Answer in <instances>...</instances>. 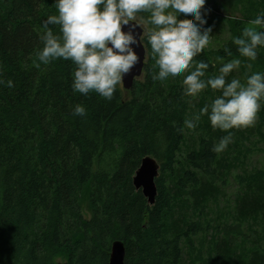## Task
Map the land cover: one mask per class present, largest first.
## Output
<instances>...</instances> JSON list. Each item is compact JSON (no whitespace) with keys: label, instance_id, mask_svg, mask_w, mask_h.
<instances>
[{"label":"trees","instance_id":"trees-1","mask_svg":"<svg viewBox=\"0 0 264 264\" xmlns=\"http://www.w3.org/2000/svg\"><path fill=\"white\" fill-rule=\"evenodd\" d=\"M231 2L242 17L210 10L207 3L221 10L217 0L202 9L207 24L214 16L232 32L193 58L209 65L205 80L224 63L249 60L233 37L264 13V0ZM56 14L55 0H0V264H111L116 240L125 243L124 264H264V166L246 165L251 129L213 128L200 112L221 91L187 96V72L154 80L159 68L146 36L143 74L131 89L121 82L110 100L74 91V62L37 58L43 23ZM49 28L61 35L58 25ZM249 62L264 72V47ZM233 78L234 71L226 83ZM260 104L263 125L264 98ZM77 105L84 115L74 113ZM229 133L227 148L215 152ZM148 155L160 163L154 204L133 182ZM232 175L230 219L222 196Z\"/></svg>","mask_w":264,"mask_h":264},{"label":"clouds","instance_id":"clouds-1","mask_svg":"<svg viewBox=\"0 0 264 264\" xmlns=\"http://www.w3.org/2000/svg\"><path fill=\"white\" fill-rule=\"evenodd\" d=\"M205 4L206 0H55L58 14L49 15L43 23L44 46L37 52V58L44 64L58 58L71 60L76 65L73 90L81 94L95 91L110 100L124 75L138 62V54L132 47L137 43L133 33L142 28L159 68L154 80L175 79L187 72L183 78L187 96L195 98L209 87L221 91L210 105L200 110L208 115L213 128L250 127L264 98V72L252 73L245 83L237 78L226 83V77L241 63L233 59L219 68L218 75L203 79L209 65L193 58L210 43L211 27L202 30L207 24L202 12ZM142 11L150 13L147 19H137ZM49 25H58L61 35L54 34ZM249 25L233 40L240 46L241 56L255 60L258 46L264 47V31L258 30L264 29V13L250 20ZM122 26L128 31H123ZM7 84L13 86L11 80ZM85 112L82 105L74 108L77 115ZM199 118L196 116L195 121ZM184 123L189 129L196 126L193 120ZM230 142L229 133L213 150L222 152Z\"/></svg>","mask_w":264,"mask_h":264},{"label":"rangeland","instance_id":"rangeland-1","mask_svg":"<svg viewBox=\"0 0 264 264\" xmlns=\"http://www.w3.org/2000/svg\"><path fill=\"white\" fill-rule=\"evenodd\" d=\"M217 2L221 5V10L217 11L213 6V4L207 3V6L210 10L216 13H228L233 17H242L241 10L235 6L231 0H217ZM141 16L138 14L137 19H140ZM212 21L208 24L204 25L202 29L211 27V32L209 33L210 36V43L207 48L209 49H218L221 47L232 35L230 30V26L227 21L225 20H216L215 17L211 19ZM250 25L248 24L247 27ZM149 27V25H147ZM145 36V35H144ZM241 63L237 69H234V78L240 79L242 83L246 82V79L249 75L254 73L255 71L252 68L251 62L249 60L243 65V60H240ZM260 103V102H259ZM262 106L260 104L259 110L256 114V119L254 125L248 127L251 129L252 134H250V139L246 142V145L249 148L248 155L245 158L246 165L248 167L257 166L262 167L264 166V124L260 125V115ZM263 115V114H262ZM260 130V131H259ZM250 131V130H249ZM242 169V168H241ZM235 170L234 173L240 172V170ZM225 195L222 196V205L224 209L230 212V219L233 216V204L236 199V195L238 193V184L235 180V176H230V182L228 183L227 187L224 188ZM82 208L86 217H90V213L87 208V202L84 200L82 203ZM227 212V211H226Z\"/></svg>","mask_w":264,"mask_h":264},{"label":"water","instance_id":"water-1","mask_svg":"<svg viewBox=\"0 0 264 264\" xmlns=\"http://www.w3.org/2000/svg\"><path fill=\"white\" fill-rule=\"evenodd\" d=\"M134 23V22H130ZM123 31H128V28L122 26ZM145 29L137 28L134 35L137 38V43L132 45L134 51L138 54V62L132 67L130 73L125 74L123 77V87L131 89L134 81L140 78L143 74L146 58L147 48L143 41ZM160 173V163L153 156H146L142 159L140 167L137 169L133 182L137 189H142L143 194L147 197L150 204H154L157 195L156 178ZM126 256L125 243L122 240L113 242L110 263L111 264H124Z\"/></svg>","mask_w":264,"mask_h":264}]
</instances>
